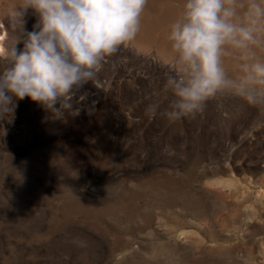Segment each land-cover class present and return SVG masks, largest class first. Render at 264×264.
I'll list each match as a JSON object with an SVG mask.
<instances>
[{
    "label": "rangeland",
    "instance_id": "rangeland-1",
    "mask_svg": "<svg viewBox=\"0 0 264 264\" xmlns=\"http://www.w3.org/2000/svg\"><path fill=\"white\" fill-rule=\"evenodd\" d=\"M12 2L0 0V68L21 35ZM180 7L147 0L145 45L103 60L78 114L53 122L27 97L0 114V264H264V105L221 92L195 115H161Z\"/></svg>",
    "mask_w": 264,
    "mask_h": 264
},
{
    "label": "clouds",
    "instance_id": "clouds-1",
    "mask_svg": "<svg viewBox=\"0 0 264 264\" xmlns=\"http://www.w3.org/2000/svg\"><path fill=\"white\" fill-rule=\"evenodd\" d=\"M146 3L13 0L6 5L4 15L21 35L0 68V114L14 111L25 97L53 122L65 112L78 114L72 108L76 91L95 78L106 57L136 38ZM29 10L36 20L26 31ZM166 39L171 61L164 88L172 99L161 115L168 121L199 113L221 92L252 106L264 105V0H181Z\"/></svg>",
    "mask_w": 264,
    "mask_h": 264
},
{
    "label": "bare ground",
    "instance_id": "bare-ground-1",
    "mask_svg": "<svg viewBox=\"0 0 264 264\" xmlns=\"http://www.w3.org/2000/svg\"><path fill=\"white\" fill-rule=\"evenodd\" d=\"M2 36L3 35H0V49H3V46H2V44H1V39H2ZM136 40V43H138V45L139 46H144L145 45V43H146V39H141V37H139V36H136V38H135Z\"/></svg>",
    "mask_w": 264,
    "mask_h": 264
}]
</instances>
